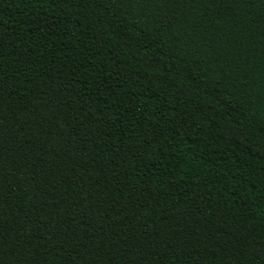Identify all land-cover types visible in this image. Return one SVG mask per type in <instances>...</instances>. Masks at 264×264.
<instances>
[{
    "label": "trees",
    "instance_id": "1",
    "mask_svg": "<svg viewBox=\"0 0 264 264\" xmlns=\"http://www.w3.org/2000/svg\"><path fill=\"white\" fill-rule=\"evenodd\" d=\"M0 264H264V0H0Z\"/></svg>",
    "mask_w": 264,
    "mask_h": 264
}]
</instances>
